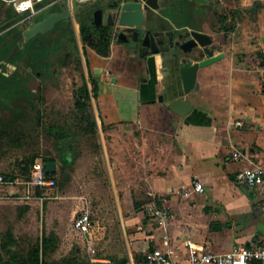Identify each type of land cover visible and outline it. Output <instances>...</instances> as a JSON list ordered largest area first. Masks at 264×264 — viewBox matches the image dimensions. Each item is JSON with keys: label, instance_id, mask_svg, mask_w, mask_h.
<instances>
[{"label": "crops", "instance_id": "crops-1", "mask_svg": "<svg viewBox=\"0 0 264 264\" xmlns=\"http://www.w3.org/2000/svg\"><path fill=\"white\" fill-rule=\"evenodd\" d=\"M184 6L180 1L162 11L163 26L182 27L183 15L177 7ZM256 15L261 31H252L250 36L251 30L239 21L233 41L225 39L222 22L214 21L213 25L201 28L214 37L216 52H225V56L199 69L200 86L188 94L177 58L166 59L163 54L161 58L139 59L128 48V41L115 34L114 27L109 56H101L92 48L90 63L93 59L102 64L93 66L99 75L93 77L99 85L95 108L103 116V150L111 157L108 174L115 200L135 203L155 199L167 208L173 217L166 232L174 246L182 247L190 239L220 253L237 244H264V182L251 186L236 179L243 166H264V10ZM256 35L258 42L254 44ZM131 58H135V65L130 67L127 62ZM0 66L6 69L5 64ZM96 68L102 72H96ZM120 88H126L135 97L133 110L123 108L126 99L119 96ZM183 95L193 103L192 110L185 115L169 106V102ZM236 150L246 159L235 161L232 155ZM196 180L203 183V191L194 189ZM14 183L19 182L0 183V200L8 197L4 190L15 198L20 196L12 186ZM184 190L190 193L185 194ZM26 206L25 210L30 208H19ZM86 206L92 209L91 205ZM134 206L136 210L123 217L130 253L111 259L95 257L94 264H115L125 256L129 264H149L146 252L159 242V235L165 230L145 213L144 205ZM127 228L134 230L127 232ZM84 235L90 250H94L93 232ZM180 249L183 255L185 249Z\"/></svg>", "mask_w": 264, "mask_h": 264}, {"label": "rangeland", "instance_id": "rangeland-1", "mask_svg": "<svg viewBox=\"0 0 264 264\" xmlns=\"http://www.w3.org/2000/svg\"><path fill=\"white\" fill-rule=\"evenodd\" d=\"M224 1L225 3L222 4V8L220 9L221 12L229 13L230 10L236 9L235 7H237L239 9L237 11L238 18L241 20L243 27H248L251 30L250 36L253 35L252 31H261L256 14L264 10V0ZM257 1H260L263 7L254 9ZM52 9V7L45 9L34 16L33 20L47 15ZM12 12L13 7L11 5L6 3L2 5L0 12V31H2V34H0V45L4 41L13 44L15 42V36L19 32L24 31L28 25V22L24 21L19 26L10 28L16 20L24 15L18 13L12 15ZM62 24L65 23H61L56 30L66 37H63L64 39L62 40L64 44L62 52L70 50L73 52V56L70 60L69 58L66 59L67 63L62 66L63 72L61 77L57 79L55 88L50 89L46 94V103L38 105L41 107L43 118L49 124L73 122L72 113L75 108V89L83 84V75H86L88 79L91 76L99 77L94 72L93 66L100 67L102 65L93 59L92 64L90 63L93 50L91 47L84 45L79 25L77 24L75 26L79 49H75L70 45V41L67 39L68 34L66 35V27ZM20 36L19 41H23V35ZM257 37L256 35L253 38L254 44L258 42ZM52 38H57V34H52ZM35 40H32V42H35ZM15 44L11 48L13 51L18 47L21 48L18 43L15 42ZM25 51L27 56L29 54L34 55V51L29 47ZM78 55L82 56L81 64L77 62ZM134 59L131 58V61L127 62L130 67L131 65H135L133 63ZM20 64L19 70L24 69V65L22 63ZM0 72L2 71L0 70ZM124 79H127V77ZM107 82H110V80L108 79ZM103 83L105 84L106 82ZM37 84L38 81H36L35 86ZM132 84L134 83L132 82ZM90 87H93L91 83ZM119 91V96L126 99L124 104H121L123 108H127L128 111L130 109L133 110L135 97L127 92L126 88H120ZM98 102V97L93 96L92 104L99 123L98 142L100 144L97 143V145L92 139L86 136L80 138V154L76 161L69 167L71 176L68 180L65 179L63 183H59L60 178L63 176L61 163L58 162L57 170L59 173L56 176L57 184L54 187H45L42 194H37L35 192L36 188L32 187L30 188L32 197H25L28 194V187L25 184L19 183H14L12 186L23 197L15 198L13 197L15 195L4 190V195L8 197L0 200L2 201L0 202V243L3 240L5 232L11 229L17 238V243L14 245V248L18 251L28 250L33 244L38 242L42 244L45 235L56 231L60 235V240L57 243L56 249L47 256L50 261H61L64 257L73 255L86 264H94L95 261L93 258L95 257L111 259L113 257L124 256L129 252V241L126 238L123 219L129 215L128 211L136 210L135 203L133 201L115 200V191L112 188L113 186L108 174V163L111 157L108 155L107 150H103V144L106 143L104 130H102L105 128H103V116L96 112L95 108L96 105L98 106ZM31 112H34V110ZM8 115L9 112L4 113L0 111V117L6 118ZM35 151H39L45 156L51 154L56 155L57 153L45 127H40L39 131L34 133V138L26 146L15 147L7 152L2 161L3 164H0V171L5 174L18 173L20 177H23L24 175H21L18 163L25 156ZM144 204L145 201H141L142 207ZM21 205H29L30 208L22 210L19 208ZM86 205H91L93 209L95 224L92 229V244L94 250H90L89 242L85 235L76 230L74 224L75 217ZM132 229L134 230V228H127V232ZM97 263L100 264V262Z\"/></svg>", "mask_w": 264, "mask_h": 264}, {"label": "trees", "instance_id": "trees-1", "mask_svg": "<svg viewBox=\"0 0 264 264\" xmlns=\"http://www.w3.org/2000/svg\"><path fill=\"white\" fill-rule=\"evenodd\" d=\"M3 4L5 3L1 0L0 6ZM261 6V2L257 1L254 9H259ZM16 13L17 12L13 9L12 15ZM226 18L227 16H222V22H224ZM235 27L236 25L234 23L231 26V29H234ZM225 28L226 26L223 25L221 29ZM66 31V35L68 34L67 39L72 43V46L75 49H79L76 32L73 26L69 24ZM80 31L82 41L85 46L93 48L101 56H109L111 54V43L113 38V27L111 25L97 24L94 20L93 13L85 10L82 14H80ZM18 35H22V32H19L15 36V42ZM41 36L49 37V34H41ZM15 42L10 44L4 41L0 45V59L20 64L22 60L25 61L24 57L27 56L25 49L29 47L32 51H34V55H28L27 63L34 65L36 69H40V67H42L43 54H45L46 50L39 49V46L31 40L24 48L18 47L13 51L11 48L16 45ZM58 43V46L60 45L61 48H63V41ZM72 54L73 52L69 50L67 56ZM13 57H17L16 60H14ZM262 58L264 59L263 56ZM77 62L80 64L82 63L81 55H78ZM262 65H264V60L262 61ZM83 78V84L76 88L74 92L75 108L72 113L73 122L49 124L43 118L41 107L38 106L39 104L45 103L46 100L42 92L39 90L31 93L26 90L24 86V77L19 68L9 76L0 72V111L4 113L9 112L8 117H0V163L4 160L7 152L15 147L26 146V144L34 138V133L39 131L40 127H45L57 153L56 155L51 154L45 156L39 151H35L32 154L25 156L18 163L21 175H24L26 178H30L31 171L36 160L41 157L44 163L49 160H54L57 164L58 162L61 163L63 177L60 178L59 183H63L65 179L68 180L70 178L71 174L69 167L76 161L80 154V138H82V136H86L92 139L96 144H100L98 142L99 123L92 104V97H98L99 95V85L97 80L92 76L88 79L86 75H83ZM90 83L93 85L92 88L90 87ZM32 110H34V112H31ZM45 173L47 177L56 179L59 171L56 169L53 172L46 171ZM6 175L9 179H16L19 176L18 173H7ZM35 188V192L37 194H42L45 189L43 186H36ZM147 201L148 199L145 203ZM135 205L136 207H140L141 202L136 201ZM26 208H28V206L22 207L21 209L25 210ZM59 240L60 237L55 232H52L43 237L42 244L38 242L31 245L28 250L18 251L14 248V245L17 243V238L13 231L8 229L0 243V263L86 264L84 261H81L73 255H68L61 261H50L47 256L50 252L56 249ZM115 264H129V258L125 256L117 259Z\"/></svg>", "mask_w": 264, "mask_h": 264}, {"label": "water", "instance_id": "water-1", "mask_svg": "<svg viewBox=\"0 0 264 264\" xmlns=\"http://www.w3.org/2000/svg\"><path fill=\"white\" fill-rule=\"evenodd\" d=\"M180 1L183 0H72L69 6L65 0H60L50 6L53 9L47 15L32 20L24 29L23 36L27 42L39 34L52 31L60 22L67 23L74 19L80 23V12L85 10L91 11L95 22L102 25L107 11V23L115 28V34L122 40L130 41V46L136 47L140 43L155 53L165 51L164 44L172 46L171 53L178 59L184 91L188 94L200 86L197 79L199 69L218 62L225 56V52H216L214 38L209 33L187 27L168 29L163 26L165 18L158 14ZM199 50L205 54L200 60L194 61L184 56L188 52ZM1 64H5V70L0 66L5 75H10L17 69L12 61L3 59ZM95 71L100 73L102 69L96 68ZM113 78L116 80V77ZM169 106L185 115L192 110L193 103L183 95L169 102ZM45 168L48 172L55 171L56 161H46Z\"/></svg>", "mask_w": 264, "mask_h": 264}, {"label": "built area", "instance_id": "built-area-1", "mask_svg": "<svg viewBox=\"0 0 264 264\" xmlns=\"http://www.w3.org/2000/svg\"><path fill=\"white\" fill-rule=\"evenodd\" d=\"M2 1L11 5L18 14H24L21 17L23 21L30 22L34 16L60 0ZM65 1L71 6L72 0ZM238 124L242 125L243 122L238 121ZM232 157L235 161L239 162L246 159L245 155L238 150L233 152ZM45 170L43 159H37L32 168L30 178L18 176L16 179H9L5 173H0V183L15 181L26 184L28 187V194L25 197L31 198L32 194L30 193V188L36 186L54 187L56 185V179L47 177ZM236 179L242 184L251 186L262 184L264 182V166L258 163L243 166L237 171ZM194 189L196 191H203V183L196 180L194 182ZM184 193L189 194L190 190H184ZM144 211L165 230L159 235V242L146 252V258L149 264H264V244L256 246L237 244L230 250L219 253L201 247L197 243L187 239L182 244V247L185 249L182 255L180 249L182 247L174 246L166 232L173 214L167 208L159 205L155 199L149 200L144 204ZM94 224L95 221L92 209L89 206L84 207L75 219V227L84 234H90ZM152 240L156 241V238H152ZM91 248L90 246V249Z\"/></svg>", "mask_w": 264, "mask_h": 264}, {"label": "flooded vegetation", "instance_id": "flooded-vegetation-1", "mask_svg": "<svg viewBox=\"0 0 264 264\" xmlns=\"http://www.w3.org/2000/svg\"><path fill=\"white\" fill-rule=\"evenodd\" d=\"M184 2V7H177L179 10H181L183 18L181 21V24L183 25L182 27H187L188 29H197L205 32L201 28L204 27L205 24H209L210 26L214 24V21L216 22H222V16H227L226 20L222 22V25L226 26V32H225V39L228 40L230 39L233 41L238 34L239 28L237 26V23L241 21L238 18V13L237 7L236 9L230 10L229 13L226 12H221L222 4L225 3L224 0H183ZM198 5V7H195L194 5ZM83 11L80 12L82 14ZM160 17L162 16V13H159ZM39 19V18H38ZM33 20V19H32ZM31 20V21H32ZM30 21V22H31ZM235 21V22H234ZM24 21L22 18H19L16 20L13 25L10 27H17ZM28 22V24L30 23ZM65 24L64 27H66V30L69 27V24L73 26L74 30L76 29L75 26L78 24L80 27V23H77L74 19L70 22H64ZM235 23L236 27L234 29H231V26ZM61 24L58 23L56 27L46 33L49 34V37H42L41 34L39 36L35 37V44L39 46V49L46 50L45 54H43V59H42V67L40 69H36L34 65H31L30 63H27V57L25 56V61L22 60L21 63L24 65V69L21 70L23 77H24V86L28 92H37L41 91L42 94L44 95V98L46 99V94L50 91V89L55 88L57 79H59L62 75V66L66 65L67 61L66 59L69 58V60L72 58L73 54L70 56H67L68 51L62 52L61 46H58V42L62 41V39L66 38L64 37L62 33L56 31L57 26ZM107 19H106V23ZM109 25V24H108ZM28 26V25H27ZM113 27V26H112ZM9 28V29H10ZM115 29V28H114ZM232 30H234V33L232 34ZM228 32L231 35L228 34ZM23 33V31H22ZM57 34V38H52V34ZM81 33V32H80ZM207 33V32H206ZM0 34H2V31H0ZM23 35V34H22ZM20 35H18V38L16 42L19 44L21 48H24L26 44L30 41L26 42L25 37L23 36L24 40L19 41ZM64 37V38H63ZM119 37V36H118ZM214 38V37H213ZM31 40H34L31 39ZM58 43V44H57ZM130 41L127 42V45L129 46L128 48L131 47L135 51L136 56L139 59H147L148 56L156 57V58H161L160 56L163 57V54H166L167 56L165 57L166 59L174 57L172 55V46L170 44H164V48H166L165 51H161L158 53L152 52L151 48H146L141 46V44H137L136 47H132L129 45ZM214 43V42H213ZM24 44V46H22ZM70 45L72 43L70 42ZM218 46V45H217ZM217 46L215 47V50L217 49ZM35 48V45H34ZM185 57L190 58L194 61L200 60L203 57H205V54L203 51H192L184 54ZM17 57H13L14 60H16ZM1 60V59H0ZM3 60V59H2ZM17 65V69L21 64L15 63ZM15 70V71H16ZM32 78H31V77ZM38 81L37 86H35V82ZM35 86V87H34ZM46 103V101H45Z\"/></svg>", "mask_w": 264, "mask_h": 264}]
</instances>
